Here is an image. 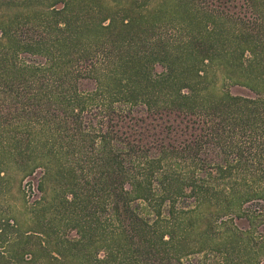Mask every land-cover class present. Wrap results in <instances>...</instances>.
I'll list each match as a JSON object with an SVG mask.
<instances>
[{
  "label": "trees",
  "instance_id": "1",
  "mask_svg": "<svg viewBox=\"0 0 264 264\" xmlns=\"http://www.w3.org/2000/svg\"><path fill=\"white\" fill-rule=\"evenodd\" d=\"M10 170L0 264H264V0H0Z\"/></svg>",
  "mask_w": 264,
  "mask_h": 264
},
{
  "label": "rangeland",
  "instance_id": "2",
  "mask_svg": "<svg viewBox=\"0 0 264 264\" xmlns=\"http://www.w3.org/2000/svg\"><path fill=\"white\" fill-rule=\"evenodd\" d=\"M40 175L33 177H23L21 174L10 170L8 181L0 182V226L5 221L13 225V220L27 230L29 225L26 223L27 213L31 206L39 201L41 193L38 190ZM69 237L75 235V230L69 228L65 230ZM10 233L14 230L10 228Z\"/></svg>",
  "mask_w": 264,
  "mask_h": 264
}]
</instances>
